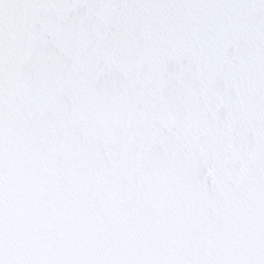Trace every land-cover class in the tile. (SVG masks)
<instances>
[{"label":"snow or ice","instance_id":"1","mask_svg":"<svg viewBox=\"0 0 264 264\" xmlns=\"http://www.w3.org/2000/svg\"><path fill=\"white\" fill-rule=\"evenodd\" d=\"M0 264H264V0H0Z\"/></svg>","mask_w":264,"mask_h":264}]
</instances>
